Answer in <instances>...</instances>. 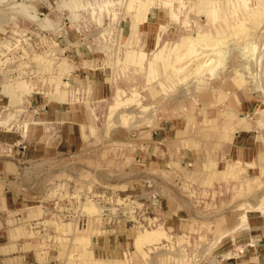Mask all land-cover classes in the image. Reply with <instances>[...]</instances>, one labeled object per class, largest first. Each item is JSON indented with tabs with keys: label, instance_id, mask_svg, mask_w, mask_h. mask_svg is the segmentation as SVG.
Wrapping results in <instances>:
<instances>
[{
	"label": "rangeland",
	"instance_id": "obj_1",
	"mask_svg": "<svg viewBox=\"0 0 264 264\" xmlns=\"http://www.w3.org/2000/svg\"><path fill=\"white\" fill-rule=\"evenodd\" d=\"M0 163L42 264H264V0H0Z\"/></svg>",
	"mask_w": 264,
	"mask_h": 264
},
{
	"label": "crops",
	"instance_id": "obj_2",
	"mask_svg": "<svg viewBox=\"0 0 264 264\" xmlns=\"http://www.w3.org/2000/svg\"><path fill=\"white\" fill-rule=\"evenodd\" d=\"M76 121V116L70 115L68 110L62 108L47 109L41 116L36 117L34 123H32L38 129L36 146H33V148L24 147V150L21 151L23 152L21 157L23 159H34L35 156H28V154H34L35 151L41 153L39 157L50 155L59 158L73 155L79 150L73 141L76 134L73 133L72 129L75 128ZM51 131L55 134L53 137L57 136L55 140L51 139ZM243 135L245 134L243 133ZM241 136V134H235L225 154L220 152L221 157L219 156L218 165L222 164L224 160L230 165L235 162L245 163L246 165L252 163L256 151L251 144L246 142L248 139L242 141ZM9 137H12V139L10 140ZM239 138L242 144H239ZM6 142L10 146L14 143V136L8 135ZM41 142H43L42 145H40ZM7 165L0 163V173L9 172L7 171L9 168ZM10 167L13 168L11 164ZM7 185H9V179L0 175V264H42L40 263L42 259H39L36 251L39 240L36 242L27 227L20 229L19 224L13 220L15 216L11 214H14L15 207L13 205L11 208L9 207V193L5 192L7 191Z\"/></svg>",
	"mask_w": 264,
	"mask_h": 264
},
{
	"label": "bare ground",
	"instance_id": "obj_3",
	"mask_svg": "<svg viewBox=\"0 0 264 264\" xmlns=\"http://www.w3.org/2000/svg\"><path fill=\"white\" fill-rule=\"evenodd\" d=\"M150 235V234H149Z\"/></svg>",
	"mask_w": 264,
	"mask_h": 264
}]
</instances>
